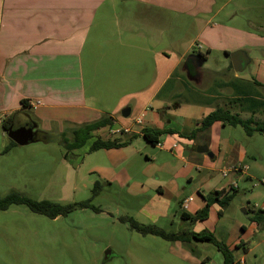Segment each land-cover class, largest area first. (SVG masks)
Masks as SVG:
<instances>
[{
	"label": "crops",
	"instance_id": "1",
	"mask_svg": "<svg viewBox=\"0 0 264 264\" xmlns=\"http://www.w3.org/2000/svg\"><path fill=\"white\" fill-rule=\"evenodd\" d=\"M262 1L0 0V121L3 124L14 113L13 122L25 115L42 136L49 135L45 129L52 127L67 134L82 124L112 118V125L92 133L88 149L98 137L129 143L94 151L103 152L105 160L93 168L100 181L128 186L126 191L132 196L153 192L142 207L151 224L169 217L174 205V227L169 232L213 233L233 250L235 264L246 262L250 253L264 245V220L251 219L247 224L237 217L226 222L231 204L220 216L218 203L211 206L207 219L192 221L191 217L205 207L204 196L231 189L239 194L248 189V181L264 179V153L260 146L254 151L250 148L241 125L239 129L217 121L198 130L203 118L217 108L239 113L244 119L253 116L232 101L251 95L253 79L263 84V78L257 73L240 75L232 54L240 52L245 63L242 71L253 62L246 48L252 45L246 42L263 41L264 15L259 22L249 10L251 3L256 6ZM230 6L234 13L230 21L243 18L252 30L214 23ZM165 12L182 19L181 29H155L158 15ZM108 17H114L115 29H105ZM99 24L102 29H94ZM225 29L242 43L227 45ZM190 30L183 45L180 38ZM173 31L179 34V39H174L175 52ZM219 50L225 51L215 61L221 67H208L214 66L212 56ZM193 54L197 58H189ZM147 55L153 61L152 75L144 80L143 71L138 70ZM126 61L134 65L129 79L119 69ZM113 63L117 65L110 70L112 80L101 79L99 65ZM93 73L98 78H93ZM255 88L264 97V86ZM124 108L130 109L127 117L122 114ZM260 117L256 120L263 121ZM146 129L161 132L157 144L145 138ZM98 131L102 132L99 136ZM198 147H207L210 154ZM141 167L144 179L134 182ZM244 180L247 182L242 183ZM255 208L257 211L258 205ZM243 211L247 213L246 208ZM176 243L190 247L179 253H184L190 264H210L211 254L204 250L209 242L191 237L186 244ZM241 249L244 254L237 257Z\"/></svg>",
	"mask_w": 264,
	"mask_h": 264
},
{
	"label": "rangeland",
	"instance_id": "2",
	"mask_svg": "<svg viewBox=\"0 0 264 264\" xmlns=\"http://www.w3.org/2000/svg\"><path fill=\"white\" fill-rule=\"evenodd\" d=\"M251 4L250 14H256L261 20L259 22H262L264 0L256 6L254 3ZM168 13L158 15L155 29H181L182 19L169 16ZM233 15L230 6L221 16L214 19V23L221 27L227 25L246 27L243 18L238 17L239 20L230 21ZM105 24L108 25L105 29H115L114 17H108ZM94 29H102L101 24ZM225 30L224 42L227 45L241 42V39H234L235 34L232 35L231 30ZM242 30L252 29L246 27ZM175 33L173 31L171 36L174 52V39H179V34ZM185 35L190 38L191 30L180 38L179 42L183 45L187 39ZM246 44L252 45H246V48L254 60L239 74L250 77L251 74L256 76L257 73L264 81V63L260 60L264 59V39L259 43L251 41ZM101 51L100 48L98 52ZM224 53L225 51H216L211 60L214 66L208 67H221V64L215 61ZM150 58V55H147L146 62L141 64L138 70L143 71L144 80L152 75L150 66L153 61ZM131 64L127 61L120 64L119 69L124 78L129 79L132 76L134 65L133 62ZM116 65L117 63L110 66L99 65L102 71L98 74L100 78L112 80L110 70ZM98 75L93 73L91 76L98 78ZM145 83L147 82L142 85ZM125 87L128 88L126 82ZM261 90L264 93V88ZM258 114L255 119L264 117L263 112ZM24 116L21 115L20 118L27 120ZM238 128L241 129L240 126ZM45 130H49L50 136L44 134L41 136V133L40 135L38 133L37 137L40 140L31 141L26 145L17 143L12 145L7 131L0 123V198L12 192L38 201L49 199L63 204L92 198L94 184L101 180L97 169L93 168L104 164L105 161L101 156L103 152H90L88 149L94 137L82 148L68 151L62 142L63 136L57 129L52 127ZM66 132L68 137H72L69 130ZM101 133L96 132L98 136ZM244 138L253 151L256 150V146H260L264 153V134L255 132L252 136L244 135ZM143 168L136 173L134 182L140 183L144 179ZM263 180L262 177H258L248 181V189L235 194L230 203V210L225 215L226 222L241 217L247 224L251 223L255 205H258V208L264 205ZM246 182L247 180H244L242 183ZM101 183L102 188L98 195L93 197L91 207L78 208L67 216L50 218L32 211L23 203H13L8 209L0 210V264H190L184 253L179 254L187 247L190 249L188 245L178 247L181 244L175 241H167L153 234L144 235L134 229L130 222L122 220L123 217H132L140 223L151 224L142 207L153 192L132 196L126 191L129 189L128 186ZM244 208L247 213L243 211ZM168 212L169 217L161 218L153 225L166 231L171 230L174 227L171 221L175 214V206H171ZM204 250L211 254L210 264H223L222 253L214 244H205ZM243 254L244 251L241 249L237 257ZM238 264H264V245L250 253L246 257V262Z\"/></svg>",
	"mask_w": 264,
	"mask_h": 264
},
{
	"label": "trees",
	"instance_id": "3",
	"mask_svg": "<svg viewBox=\"0 0 264 264\" xmlns=\"http://www.w3.org/2000/svg\"><path fill=\"white\" fill-rule=\"evenodd\" d=\"M254 85V89L251 95L239 96L232 103H235L243 112H250L253 116L251 118L244 119L239 113L233 112L229 109L217 108L213 112L209 113L206 117L201 121V126L198 130H204L210 128L215 122L222 121L227 125L238 126L241 125L246 133L249 136H252L255 132H259L264 134V120L258 121L255 119V115L257 112L264 113V97L261 92L255 88L258 86H264L262 83L258 82L256 79L252 81ZM26 104V101H22ZM17 113H14L12 116L5 119L3 123L4 129L7 131L10 129L13 120ZM107 125H112V118H102L100 120L82 124L76 128H74L71 132L72 138L68 137L66 133H62V142L64 146H66L68 151H72L75 149L82 148L86 145L87 141L92 137V133L102 127ZM197 130L192 133V137L195 136ZM161 134V132H152L149 129L144 131L145 138L152 144H157L158 139L157 135ZM50 136V135H49ZM12 145H16V142L10 139ZM129 142H120L118 140L111 139H102L98 137L90 146V152L98 151L101 149H111V148H119L126 146ZM93 188V197L97 196L102 188V183L97 180L94 184ZM236 190L231 189L230 191L221 190L215 191L212 194H208L204 196L206 200V205L203 209L196 212V214L191 217L192 221L205 220L209 217L210 208L213 204L218 203L221 206L218 214L222 216L224 214V210L228 207L231 200L234 198L236 194ZM92 198L86 201L80 202H71L67 204H63L57 201L43 199V200H35L23 195H20L17 192H12L8 194L4 198H0V210H6L13 203L18 204H26L29 208L40 214H44L49 216L50 218H57L58 216H67L72 213L74 210L78 208H88L92 206ZM253 221H257L261 223L264 220V211L258 209L253 212V216L251 217ZM122 220L130 222L131 226L139 231L140 233L147 235L153 234L157 235L167 241H182L185 244L190 240L191 237L214 244L217 249L222 253L223 256V264H235V257L233 254V250L224 242L219 241L213 233L210 232H192V231H178V232H169L160 228L153 224H144L140 223L132 217H123ZM187 231V232H186Z\"/></svg>",
	"mask_w": 264,
	"mask_h": 264
},
{
	"label": "water",
	"instance_id": "4",
	"mask_svg": "<svg viewBox=\"0 0 264 264\" xmlns=\"http://www.w3.org/2000/svg\"><path fill=\"white\" fill-rule=\"evenodd\" d=\"M189 58L195 59L197 58V55H190ZM232 62L234 69L238 72L242 71L245 63L244 60L240 57V52H236L232 54ZM122 114L124 117L129 116L130 114V109L129 108H124L122 110ZM7 133L9 135V138L15 141L19 145H26L30 143L31 141H37L40 140V138L37 137L38 133L34 131L33 127L30 126H21L18 128H10L7 130ZM199 151L208 152L207 147H198Z\"/></svg>",
	"mask_w": 264,
	"mask_h": 264
},
{
	"label": "flooded vegetation",
	"instance_id": "5",
	"mask_svg": "<svg viewBox=\"0 0 264 264\" xmlns=\"http://www.w3.org/2000/svg\"><path fill=\"white\" fill-rule=\"evenodd\" d=\"M13 128H18V127H21V126H30V127H33L34 128V131L39 133V131L36 129L35 127V123L34 121L30 120L27 118V120H20V119H17L15 120V122L11 125ZM11 127V128H12Z\"/></svg>",
	"mask_w": 264,
	"mask_h": 264
},
{
	"label": "built area",
	"instance_id": "6",
	"mask_svg": "<svg viewBox=\"0 0 264 264\" xmlns=\"http://www.w3.org/2000/svg\"><path fill=\"white\" fill-rule=\"evenodd\" d=\"M38 103H40V101H37V102H36V104H38ZM0 123H1V121H0ZM236 169H238V168H236ZM262 182L264 183V180H263ZM190 200H191V197H189L188 199H186L185 202H184V206H187V203H188V201H190ZM259 209H261V210L264 211V205H262L261 207H259Z\"/></svg>",
	"mask_w": 264,
	"mask_h": 264
}]
</instances>
